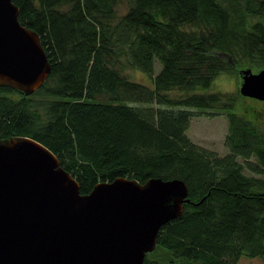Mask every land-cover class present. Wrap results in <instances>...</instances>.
I'll use <instances>...</instances> for the list:
<instances>
[{
    "label": "trees",
    "instance_id": "1",
    "mask_svg": "<svg viewBox=\"0 0 264 264\" xmlns=\"http://www.w3.org/2000/svg\"><path fill=\"white\" fill-rule=\"evenodd\" d=\"M13 1L51 72L29 94L0 85V138L45 144L81 193L118 176L183 179L191 201L155 247L175 258L150 251L142 264H264V177L255 175L264 172V129L233 110L235 95L200 91L221 71L264 67V0ZM195 107L226 112V154L187 135Z\"/></svg>",
    "mask_w": 264,
    "mask_h": 264
},
{
    "label": "water",
    "instance_id": "2",
    "mask_svg": "<svg viewBox=\"0 0 264 264\" xmlns=\"http://www.w3.org/2000/svg\"><path fill=\"white\" fill-rule=\"evenodd\" d=\"M50 72L39 33L20 21L13 0H0V85L29 94ZM239 75L240 93L264 100V67ZM190 201L177 177L118 176L81 193L45 144L0 138V264H142L161 227Z\"/></svg>",
    "mask_w": 264,
    "mask_h": 264
},
{
    "label": "rangeland",
    "instance_id": "3",
    "mask_svg": "<svg viewBox=\"0 0 264 264\" xmlns=\"http://www.w3.org/2000/svg\"><path fill=\"white\" fill-rule=\"evenodd\" d=\"M127 9V3L124 2L119 7V14H122ZM161 68V62L155 60V73ZM261 68L259 66L254 71H258ZM124 73L131 79L145 83L149 86L153 85L152 77L137 68L126 67ZM241 84V77L235 69L221 71L212 81L208 88L200 89L203 92L210 91H222L229 92L236 96L235 105L233 110L248 117H253L254 120L264 129V100H260L254 97L244 96L240 93L239 87ZM181 90H174L171 94H180ZM132 104H138L133 102ZM196 112L190 120V126L186 133L192 141L196 144L212 149L219 155L226 154L229 150L226 145V137L229 133V122L226 112L214 110V109H199L191 108ZM241 161L243 158L240 157ZM252 161L256 162V157L251 158ZM247 174H253L248 168L244 169ZM264 177V172L255 174ZM149 257L168 261L174 259L173 253L162 247L158 246L154 251L148 254Z\"/></svg>",
    "mask_w": 264,
    "mask_h": 264
}]
</instances>
